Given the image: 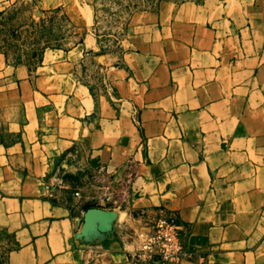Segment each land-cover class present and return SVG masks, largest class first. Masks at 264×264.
<instances>
[{"label":"crops","instance_id":"1","mask_svg":"<svg viewBox=\"0 0 264 264\" xmlns=\"http://www.w3.org/2000/svg\"><path fill=\"white\" fill-rule=\"evenodd\" d=\"M70 14L72 46L0 47L10 264H264V0H0Z\"/></svg>","mask_w":264,"mask_h":264},{"label":"rangeland","instance_id":"2","mask_svg":"<svg viewBox=\"0 0 264 264\" xmlns=\"http://www.w3.org/2000/svg\"><path fill=\"white\" fill-rule=\"evenodd\" d=\"M70 14L50 12L44 16L27 11L25 5L0 13V47L12 52L41 51L45 47L72 46L82 28ZM12 236L0 228V264H10Z\"/></svg>","mask_w":264,"mask_h":264},{"label":"built area","instance_id":"3","mask_svg":"<svg viewBox=\"0 0 264 264\" xmlns=\"http://www.w3.org/2000/svg\"><path fill=\"white\" fill-rule=\"evenodd\" d=\"M182 227L173 216L165 215L158 219L155 228L145 239L144 248L170 264H176L184 258L191 257L181 236ZM201 264H207L202 262Z\"/></svg>","mask_w":264,"mask_h":264}]
</instances>
